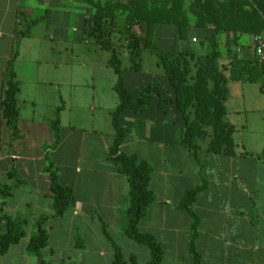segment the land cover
<instances>
[{
  "label": "crops",
  "instance_id": "1",
  "mask_svg": "<svg viewBox=\"0 0 264 264\" xmlns=\"http://www.w3.org/2000/svg\"><path fill=\"white\" fill-rule=\"evenodd\" d=\"M9 11L10 20L8 21ZM38 11L36 8L34 9L33 0H0V101L8 61L17 47L18 56L13 67L19 84V93L16 99L20 134L17 141H11L12 135L4 125L0 111V174L4 178L0 186L5 184L13 187L11 195L0 207V214L25 220L27 226L28 224L34 226V221L41 215H52L49 175L43 171L46 166L45 155L53 165V170L58 176V182L63 185L60 181L59 165L50 159V154L56 153L62 141L60 139L54 150L48 148L51 143L46 146L42 153L39 151L34 154L30 152V149L36 144L35 140H39V123H41L40 121L44 122L46 118L40 121L36 120L34 111L30 109L34 105L33 101L27 104L26 99L22 100L21 98L22 85L18 69L19 46L22 40L31 37L30 29L33 25L25 23V18L28 21H34V19L29 18H32L33 13H38ZM8 22L10 23V30L6 32ZM25 24H30L29 35L16 39V31ZM191 29L195 28L193 26L188 27L186 39L181 41L182 44L180 45L179 39L175 35L174 26L160 25L158 48L161 51H168L170 47L172 48L169 44L175 42V46L180 47V52H183L187 49L184 44ZM198 31L204 36L213 34L211 29H198ZM220 36H223L220 42L226 44V49H230L231 34L224 33ZM249 45V35H237L236 52L240 59L246 60L248 57ZM173 50L179 51V49ZM143 63L140 59L142 67ZM157 63L158 61H156ZM146 75L141 67L139 72L130 74L133 89L127 88V90L131 92L147 83L155 82L154 79L151 80ZM164 91L167 94L168 88ZM261 92L263 91L261 90ZM160 95L165 97L161 88ZM168 95L173 97V92H168ZM154 97L151 98L150 105L143 113L134 114L130 110H123L118 118V123L125 133L124 142L120 149L121 153L134 155L139 160L146 161L152 169L149 188L154 193L155 200L148 208L146 216L140 221L138 230L142 233L151 234L161 244L163 251L161 264H191V256L188 251L191 219L185 211L178 209V204L186 191L204 181L206 188L197 195L192 206V212L199 219L196 250L201 263L264 264L263 145L253 150L248 148L245 142L238 145L234 143V154L229 156L223 153L208 152L206 148L209 140L204 143L200 140L198 141L199 150L196 152L198 163L184 145L183 118L175 113L174 103L168 105L166 114H162L158 109V99L154 100ZM62 102L59 125L61 124V113L66 108L63 99ZM263 103L264 100L262 105ZM22 104L28 105L30 109V114L26 118L22 117L21 114L20 106ZM117 104L118 100L113 103L112 107L103 110L109 119ZM95 109L96 107L93 105L89 107L91 112ZM49 121L50 119L44 123L49 128L53 141ZM87 133L96 138L95 140H88L91 143L89 151L99 149V158L94 160L93 153L92 155L88 154L84 163L77 165L74 172L75 179L69 186L73 191L74 199L64 215L59 219L49 220L45 229L47 230L49 224L55 220L76 222L82 227V236L75 237V248H78L76 241H79L80 248L85 250L87 241L92 238L96 243L99 242V239H103L112 251L102 236L100 222L106 225L111 239L115 232L127 238L124 235L127 224L124 211L128 205V183L126 178L120 176L107 159V149L112 142L113 133L108 135L106 139L95 130ZM10 169L16 172L20 183L8 178L7 174ZM18 192L23 193V199L18 208H13L11 201ZM39 196L42 197V202ZM26 209L32 211L21 217L22 211ZM26 243L27 239L25 240L24 252ZM9 252L10 250L6 255ZM51 253L52 250H50ZM96 253L100 256L105 254L101 245ZM122 254L124 257L134 256L140 264L149 260L148 250L144 246L142 248L136 246L129 253L124 254L122 252ZM112 260L113 251L109 264ZM33 261L36 264V261Z\"/></svg>",
  "mask_w": 264,
  "mask_h": 264
},
{
  "label": "trees",
  "instance_id": "2",
  "mask_svg": "<svg viewBox=\"0 0 264 264\" xmlns=\"http://www.w3.org/2000/svg\"><path fill=\"white\" fill-rule=\"evenodd\" d=\"M83 1L93 9L86 32L87 38L92 39L93 45L108 53L107 65L116 76L112 90L117 96L118 104L110 114L113 138L107 149V159L114 166L116 172L125 177L128 183V205L124 211L127 224L124 235L148 250L149 260L144 264H161L163 257L161 244L151 234L138 230L140 221L146 216L148 208L155 200L154 193L149 188L152 169L146 161L139 160L134 155L121 153L120 149L125 133L118 123L119 115L123 110L141 114L150 105L151 98L157 96L158 109L162 114H166L168 105L174 103L175 113L183 118L184 145L198 163L196 156V152L199 150L198 141L206 138L207 128H210L211 135L206 150L214 154L233 155L232 135L234 129L225 121L226 77L218 65L220 53L217 50V40L219 35L224 33H229L232 36L230 43L233 50L230 52L228 76L231 81L242 83L261 81L264 85V61L261 62L256 57L248 61L240 59L235 51L237 35H264V0H192L188 4L183 0H128L124 3L113 0L103 3L92 0ZM117 15L124 16V31L128 38V48L135 50L129 59V69L134 72L140 70V57H136L142 49L141 37L135 34L134 27L152 32L159 25H172L176 28L179 40L185 39L190 24L194 28L213 31L209 38L207 51L198 56L181 52H166L158 50L155 46L152 47L151 51L164 71L173 97H161L160 90L152 83H147L131 92L127 90L123 82L122 61L109 42L105 40L106 25L112 24ZM27 28L29 29V27ZM27 32H23L20 28L15 33L16 39L27 36ZM17 56L16 47L8 61L0 101L1 118L12 135L11 141H17L20 137L16 99L19 93V84L13 67ZM191 61L194 72L190 77ZM60 111L61 107L56 108L54 119L49 121L53 135L50 150H54L60 142ZM44 162L46 166L43 171L49 175L52 215H41L36 218L34 232L28 237L25 247V253L32 257L36 264L44 263L41 259V251L48 243V233L45 229L47 222L61 218L74 199L72 189L58 182V176L47 155L44 156ZM7 176L16 183H20L13 169H10ZM12 188L5 184L0 186V207L11 195ZM205 188L206 182L202 181L200 185L186 191L178 204V209L185 211L191 219L188 243L191 264H202L196 250L199 219L192 212V206L197 195ZM100 225L102 236L113 251L111 264H140L132 255L124 257L109 236L106 225L103 222H100ZM26 226L25 220L0 214V257L6 255L10 247L21 241ZM76 246L81 247L79 241H76Z\"/></svg>",
  "mask_w": 264,
  "mask_h": 264
},
{
  "label": "rangeland",
  "instance_id": "3",
  "mask_svg": "<svg viewBox=\"0 0 264 264\" xmlns=\"http://www.w3.org/2000/svg\"><path fill=\"white\" fill-rule=\"evenodd\" d=\"M92 1L103 3L108 0ZM113 1L124 3L128 0ZM183 1L188 4L192 0ZM33 4L34 9L39 10L38 13H33L32 18H29L34 19V21L31 22L25 18V23L33 25L30 29L31 37L22 40L19 46L18 69L22 85L21 98L22 100L26 99L27 104L33 101L34 105H31L32 108L30 107V109L34 111L36 120L40 121L46 118L44 122H48V119L53 120L54 110L63 105L62 99L65 101L66 108L61 113V124L59 125L62 143L55 154H50V159L59 165L61 183L70 186L75 179V168L78 164L84 163L86 155L93 153L94 160L98 159L100 155L99 149L89 151L91 143L88 140H95L96 138L87 132L95 130L101 133L105 139L113 133L110 119L103 110L112 107L117 100L116 94L112 90L116 76L107 65L108 53L93 45L92 39L87 38L89 19L93 13V9L88 4L83 0H33ZM9 20L10 11L8 12ZM29 25L21 26L22 31L27 32ZM124 26V16L117 15L112 24L106 25L105 40L109 42L111 48L121 59L124 85L132 90L130 74L134 71L129 69V59L135 50L128 48V38ZM159 26L152 32H146L144 28L134 27L135 34L140 36L142 40V49L136 58L140 57L144 62L143 67L141 65L140 67L144 69L145 74H147L146 77L151 78V80L154 79L155 82L152 84L156 85L159 90L161 88L164 96L167 97L169 96L168 92L172 90H170L159 62L158 65L156 64L158 59L151 51L153 46L160 50L157 46ZM6 29V32L10 30L9 22ZM28 35L29 32H27ZM209 36H204L198 31V28L191 29L184 44L187 49L181 53L195 56L203 54L208 49ZM249 37L250 45L248 48L250 51L246 58L247 61L255 59L253 36ZM176 38H178L177 35ZM222 39L223 36H220L217 40V50L220 53L219 69L226 77L225 121L234 129L232 138L235 144L245 142L248 148L253 150L262 145L264 147L263 82L242 83L231 81L228 78L230 52L233 50V46L230 39V49H226V44L220 42ZM184 40H178V43L181 45V41ZM169 45L172 48L170 47L166 52H180L181 48H177L175 42ZM173 49H179V51ZM190 65L191 77L194 72L192 61ZM166 88H168L167 94L164 91ZM262 89L263 92H261ZM153 99L157 100V96ZM91 105L96 107L93 112L89 110ZM20 109L22 117L29 116L28 105L22 104ZM40 122L38 127L39 140H35L36 144L30 149L33 154L38 151L42 153L46 146L52 143L49 128L44 122ZM206 132V138L201 141L203 143L210 138V128H207ZM3 181L4 178L0 174V183ZM22 199L23 193L18 192L11 201L12 207L18 208ZM40 201L42 202V197H40ZM31 211L30 209L22 211L21 217L26 216ZM35 213L39 214L40 212ZM24 231L25 234L21 241L10 247L8 255L0 257V264H35L34 259L24 252L25 240L34 232V226L28 224ZM47 231L48 243L41 251L43 264L110 263L112 251L103 239H99L97 243L92 238L89 239L85 250L80 247L75 248V237L82 236V227L78 223L55 220L49 224ZM112 239L124 254L129 253L136 246L142 248L118 232L112 234ZM100 245L105 252L103 256L96 253ZM50 250H52L51 254Z\"/></svg>",
  "mask_w": 264,
  "mask_h": 264
},
{
  "label": "built area",
  "instance_id": "4",
  "mask_svg": "<svg viewBox=\"0 0 264 264\" xmlns=\"http://www.w3.org/2000/svg\"><path fill=\"white\" fill-rule=\"evenodd\" d=\"M253 54L261 62L264 61V35L253 36Z\"/></svg>",
  "mask_w": 264,
  "mask_h": 264
}]
</instances>
